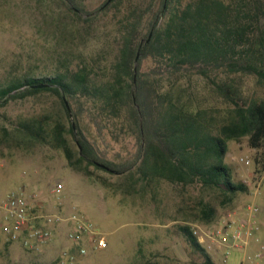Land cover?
Instances as JSON below:
<instances>
[{"label":"trees","instance_id":"trees-1","mask_svg":"<svg viewBox=\"0 0 264 264\" xmlns=\"http://www.w3.org/2000/svg\"><path fill=\"white\" fill-rule=\"evenodd\" d=\"M12 1L0 0V9ZM51 1L63 41L55 72L0 85V108L27 99L52 104L1 124L0 146L48 147L73 171L90 180L107 173L116 192L148 198L155 209L165 185L215 193L216 204L199 201L175 225L202 264H213L192 222L215 224L219 210L249 192L225 165L227 142L246 139L264 166V0H104L96 8ZM90 128L124 153L107 158ZM137 257L134 264H162L141 246Z\"/></svg>","mask_w":264,"mask_h":264},{"label":"rangeland","instance_id":"rangeland-1","mask_svg":"<svg viewBox=\"0 0 264 264\" xmlns=\"http://www.w3.org/2000/svg\"><path fill=\"white\" fill-rule=\"evenodd\" d=\"M39 1L14 0L0 9L1 86L25 76L41 78L55 72L63 41L59 30L51 24L52 15L48 14L47 8L54 7L52 1ZM82 1L89 8H96L104 0ZM244 85L250 90L257 87L252 78H245ZM51 104L49 98L10 101L0 108V125L42 114ZM89 133L107 158L124 153L121 145L110 143L104 134L101 138L91 128ZM127 149L132 151V144ZM255 155L246 139L227 142L225 165L232 180L245 183L249 192L238 194L230 208L219 210L216 222L229 215H236L238 219L240 214L246 217L248 206L256 207L258 241L250 239L242 249L232 251L225 262L223 248L217 244L208 248L205 244L213 264H264V166L256 165ZM94 172V180H90L73 171L60 153L45 146L20 149L3 144L0 146V199L10 190L20 189L31 197L34 213L63 216L78 213L89 221L94 231L106 239L108 247L95 250L87 240V253L77 257L74 264H134L140 246L151 261L202 264V259L176 233L175 225L191 218L190 214L195 212L192 209H196L199 201L216 204L215 193L199 187L181 189L165 185L162 200L155 209L148 198L141 200L116 192V179L109 174ZM102 181L107 184L101 185ZM58 226L63 227L58 233L54 230L50 245L38 251H27L18 243L7 242L0 228V264H57L60 253L73 247L65 238L68 225ZM192 226L206 227L199 222H192Z\"/></svg>","mask_w":264,"mask_h":264},{"label":"built area","instance_id":"built-area-1","mask_svg":"<svg viewBox=\"0 0 264 264\" xmlns=\"http://www.w3.org/2000/svg\"><path fill=\"white\" fill-rule=\"evenodd\" d=\"M245 164L249 162L246 161ZM30 198L23 190L14 189L10 190L4 199H0V228L7 242L18 243L27 251H38L50 245L54 229L64 223L68 225L65 238L73 244L75 250L62 251L57 264H74L77 257L87 253V240L90 248L95 250L108 247L106 239L97 234L92 224L80 214L63 216L43 214L41 211L34 213ZM247 209L246 217L238 219L236 215H229L211 226L193 227V234L204 247L205 244L208 248L217 244L223 248L225 262L232 251L242 249L250 239L258 241V227L255 222L258 209L253 206H248ZM259 256L258 254L257 257Z\"/></svg>","mask_w":264,"mask_h":264},{"label":"water","instance_id":"water-1","mask_svg":"<svg viewBox=\"0 0 264 264\" xmlns=\"http://www.w3.org/2000/svg\"><path fill=\"white\" fill-rule=\"evenodd\" d=\"M110 2H111V0H107V2H106L105 5H107V4L110 3ZM38 87H43V86H38ZM64 105H65V107L67 108V110L69 111L68 103H67V101H65V100H64ZM71 121H72V118H71ZM72 125H73V121H72ZM73 127H74V125H73ZM99 166L102 167V168H104V169H106L103 165H99Z\"/></svg>","mask_w":264,"mask_h":264},{"label":"crops","instance_id":"crops-1","mask_svg":"<svg viewBox=\"0 0 264 264\" xmlns=\"http://www.w3.org/2000/svg\"><path fill=\"white\" fill-rule=\"evenodd\" d=\"M239 217L242 218L243 215L240 214ZM62 227H63V226H62ZM62 227H59V226H58V227H56L54 230L58 233V231H59L60 229H62ZM57 233H55V235H57ZM74 248H75V247H74V246L72 247V245H71V250H72V251L75 250Z\"/></svg>","mask_w":264,"mask_h":264}]
</instances>
